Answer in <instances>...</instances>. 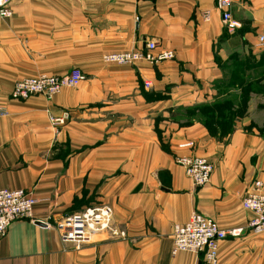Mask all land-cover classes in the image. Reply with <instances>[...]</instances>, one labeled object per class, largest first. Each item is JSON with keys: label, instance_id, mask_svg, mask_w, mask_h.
Masks as SVG:
<instances>
[{"label": "crops", "instance_id": "obj_1", "mask_svg": "<svg viewBox=\"0 0 264 264\" xmlns=\"http://www.w3.org/2000/svg\"><path fill=\"white\" fill-rule=\"evenodd\" d=\"M233 1L232 32L216 0L13 1V16L0 18V107L9 112L0 118V188L32 191L34 218L50 224L110 205L121 236L76 250L55 229L18 220L0 239V264H209L202 254L172 256L174 226L193 212L244 230L219 243L217 264H264V232L248 229L254 214L242 205L264 182V93L254 91L264 76L250 68L264 62V0ZM151 41L175 59L103 61ZM76 68L86 76L78 88L51 101L12 99L18 81ZM243 96L246 110L224 141L186 114L225 98L238 110ZM64 114V125L52 122ZM190 154L214 167L203 188L176 163Z\"/></svg>", "mask_w": 264, "mask_h": 264}, {"label": "built area", "instance_id": "obj_2", "mask_svg": "<svg viewBox=\"0 0 264 264\" xmlns=\"http://www.w3.org/2000/svg\"><path fill=\"white\" fill-rule=\"evenodd\" d=\"M14 0H0V18L9 19L13 16L11 4ZM233 0H216V7L220 11L223 22L229 32L239 25L233 21ZM206 13V20H209ZM260 44H264V34L259 37ZM158 43L145 42L141 51L123 52L106 55L103 61L106 64L119 66H134L140 62H147L153 66L175 59L172 51H161L155 54ZM86 80L85 74L80 69H73L69 74L62 77L41 75L35 78L18 81L12 92V99L27 100L32 96H43L51 101L63 89L78 88ZM150 82H145L147 88ZM9 112L0 107V118L6 117ZM68 114L59 118H52L56 125H64ZM194 143L182 145V148L192 149ZM176 163L185 171L186 176L193 182L196 188H203L210 180L213 173V165L205 158L195 155H185L176 158ZM38 199L32 191L9 190L0 188V239L7 236L12 223L18 220H29L33 223H42L48 228L55 229L60 241L64 245H71L76 250L92 244L99 235L111 233L121 236V233L113 229L114 209L110 205L89 207L81 212L58 220L55 224L38 222L34 218V210ZM243 208L254 214L249 222L248 229L260 234L264 232V182L255 180L242 200ZM244 232L243 229L224 230L219 224L205 217L199 212H193L186 224H177L173 229L172 256L179 253L189 252L204 255L209 264L218 263L219 243L228 238H238Z\"/></svg>", "mask_w": 264, "mask_h": 264}, {"label": "trees", "instance_id": "obj_3", "mask_svg": "<svg viewBox=\"0 0 264 264\" xmlns=\"http://www.w3.org/2000/svg\"><path fill=\"white\" fill-rule=\"evenodd\" d=\"M260 66H264V62L255 63L250 68H254L255 72H257ZM253 88L251 87L249 90ZM254 91L256 93H264V88L258 90L254 88ZM246 105L247 98L244 96L241 97V104L238 110H236L235 102L232 98H225L213 104L189 109L186 114L192 119L201 121L212 135L217 136L220 141H224L233 132L234 122L239 115L245 112Z\"/></svg>", "mask_w": 264, "mask_h": 264}, {"label": "rangeland", "instance_id": "obj_4", "mask_svg": "<svg viewBox=\"0 0 264 264\" xmlns=\"http://www.w3.org/2000/svg\"><path fill=\"white\" fill-rule=\"evenodd\" d=\"M260 69L257 70L256 75L255 76H264V66H260ZM78 69V68H77ZM72 71V70H71ZM257 84V83H256ZM255 87V86H254ZM259 88L256 85V90H258Z\"/></svg>", "mask_w": 264, "mask_h": 264}, {"label": "water", "instance_id": "obj_5", "mask_svg": "<svg viewBox=\"0 0 264 264\" xmlns=\"http://www.w3.org/2000/svg\"><path fill=\"white\" fill-rule=\"evenodd\" d=\"M39 225H41V226H44V224H42V223H38Z\"/></svg>", "mask_w": 264, "mask_h": 264}]
</instances>
